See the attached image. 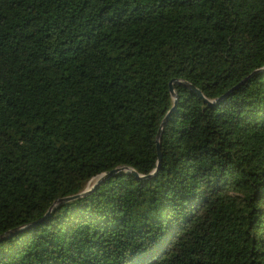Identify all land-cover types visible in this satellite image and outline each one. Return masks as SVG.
Instances as JSON below:
<instances>
[{
	"label": "trees",
	"instance_id": "trees-1",
	"mask_svg": "<svg viewBox=\"0 0 264 264\" xmlns=\"http://www.w3.org/2000/svg\"><path fill=\"white\" fill-rule=\"evenodd\" d=\"M0 264H264V0H0Z\"/></svg>",
	"mask_w": 264,
	"mask_h": 264
},
{
	"label": "water",
	"instance_id": "water-1",
	"mask_svg": "<svg viewBox=\"0 0 264 264\" xmlns=\"http://www.w3.org/2000/svg\"><path fill=\"white\" fill-rule=\"evenodd\" d=\"M173 82H179L176 78H172L170 81H169V90L171 92V95L173 96L174 99H176V92L174 90V87H173ZM183 83H185L187 86H190L191 88H194L193 85H191L190 83L186 82V81H182ZM197 90V89H196ZM199 93L200 91L197 90ZM171 110H168L166 115L164 116V118L162 119L161 123H160V126H159V129L157 131V134H156V146H157V155H158V161L157 163H159L160 161V146H159V138H160V133H161V129H162V126L164 125L169 113H170ZM118 171H125V172H130L132 174H134L135 176H142L140 173H138L134 168L128 166V165H120V166H116L108 171H104L100 174H98L95 179V181L89 185V186H86V188L78 193H75V194H71V195H66V196H63V197H59L55 200V202L50 206V208L55 204V203H58L60 204L61 202L63 201H66V200H69V199H73L75 197H78L80 195H84L86 193H88L89 191H91L94 187H96L101 181H103L105 178H108L110 176H112L113 174L117 173ZM92 179V178H91ZM90 179V180H91ZM49 208V209H50Z\"/></svg>",
	"mask_w": 264,
	"mask_h": 264
},
{
	"label": "rangeland",
	"instance_id": "rangeland-1",
	"mask_svg": "<svg viewBox=\"0 0 264 264\" xmlns=\"http://www.w3.org/2000/svg\"><path fill=\"white\" fill-rule=\"evenodd\" d=\"M96 177H93L89 182H88V186L91 185L94 181H95Z\"/></svg>",
	"mask_w": 264,
	"mask_h": 264
}]
</instances>
